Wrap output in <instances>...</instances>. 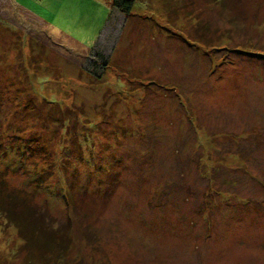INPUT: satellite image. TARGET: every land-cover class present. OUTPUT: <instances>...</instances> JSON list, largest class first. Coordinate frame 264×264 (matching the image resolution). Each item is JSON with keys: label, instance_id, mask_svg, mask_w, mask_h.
<instances>
[{"label": "rangeland", "instance_id": "rangeland-1", "mask_svg": "<svg viewBox=\"0 0 264 264\" xmlns=\"http://www.w3.org/2000/svg\"><path fill=\"white\" fill-rule=\"evenodd\" d=\"M111 2L0 0V264H264V0Z\"/></svg>", "mask_w": 264, "mask_h": 264}, {"label": "trees", "instance_id": "trees-1", "mask_svg": "<svg viewBox=\"0 0 264 264\" xmlns=\"http://www.w3.org/2000/svg\"><path fill=\"white\" fill-rule=\"evenodd\" d=\"M134 0H112V6L122 13H129ZM1 179V176H0ZM21 203V205H19ZM35 211L30 208L25 202L17 201L10 197L6 201L0 199V215L6 220L12 222L23 239L24 243H29L34 240L35 236H40V239L48 240L47 238H55L53 232L45 231L40 217L35 216Z\"/></svg>", "mask_w": 264, "mask_h": 264}]
</instances>
